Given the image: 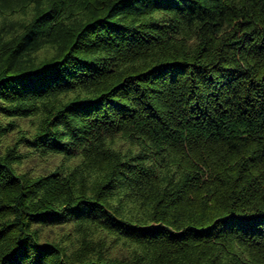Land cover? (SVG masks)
<instances>
[{
    "label": "trees",
    "instance_id": "trees-1",
    "mask_svg": "<svg viewBox=\"0 0 264 264\" xmlns=\"http://www.w3.org/2000/svg\"><path fill=\"white\" fill-rule=\"evenodd\" d=\"M0 264H264V0H0Z\"/></svg>",
    "mask_w": 264,
    "mask_h": 264
}]
</instances>
